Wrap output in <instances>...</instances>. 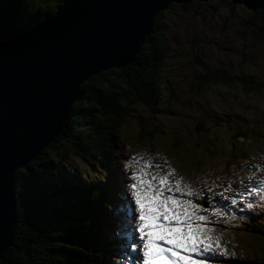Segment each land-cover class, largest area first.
I'll return each instance as SVG.
<instances>
[{"label": "trees", "instance_id": "trees-1", "mask_svg": "<svg viewBox=\"0 0 264 264\" xmlns=\"http://www.w3.org/2000/svg\"><path fill=\"white\" fill-rule=\"evenodd\" d=\"M221 1L233 8L234 4L228 0ZM59 2L0 0V26L33 25L46 18ZM205 2L169 3L153 18L132 62L100 70L78 84L77 98L56 136L25 167L13 173L16 223L12 243L1 254L0 264H114L113 247L122 238L116 236L118 220L114 213L121 194L114 180L113 164L114 158L120 156L121 144L134 151L128 142L133 140L136 146L142 145L135 149L139 152L152 151L156 137L162 140L159 147L168 141L169 150L183 144L168 127L154 131L139 124L136 129L125 131L121 125L129 121L126 117L132 106L153 110L157 103L155 72L169 46V40L163 35V14L173 9L197 13ZM244 9L246 17L240 26L249 32L247 36L253 43L262 42L264 46V9ZM232 80L222 69H215L198 74L189 88L190 92H196L204 85H230ZM259 87L264 88V82L243 89L247 92ZM233 137L241 138V142L248 140L246 133L239 130ZM183 145L193 151L187 144ZM197 152L201 160L207 158L202 150ZM72 154L100 168L101 177L92 182L79 180L77 176L67 177L63 163ZM195 165L198 167L201 162ZM233 228L249 236L251 241L264 240V213L256 219L240 221ZM254 258L246 260L247 264H264V257ZM235 259L240 260L239 256L235 257L232 264H239Z\"/></svg>", "mask_w": 264, "mask_h": 264}, {"label": "rangeland", "instance_id": "rangeland-1", "mask_svg": "<svg viewBox=\"0 0 264 264\" xmlns=\"http://www.w3.org/2000/svg\"><path fill=\"white\" fill-rule=\"evenodd\" d=\"M245 17L246 10L242 5L234 4L230 9L221 0H207L197 13L173 9L163 14V35L169 40V46L166 57L155 72L159 93L157 103L153 110L132 106L126 117L129 121L121 125L125 131L136 129L139 124L154 128V131L168 127L177 140L192 148L193 151L180 144L176 149L169 150L168 141H163L159 147L162 140L156 137L151 156L157 155L166 170L169 165L174 168L178 177H183L184 183L189 184L193 192L199 187L201 193L199 191L194 196L200 202V198L210 192L213 193V200L225 202L223 196L240 194L246 187L257 185L264 178V88L247 92L243 89L264 82V46L262 42L253 43L248 37L249 32L240 26ZM215 69H222L233 79L231 84L212 83L190 92L189 87L198 74L204 75ZM202 127L204 130L200 132ZM238 130L246 133L248 140L241 142V138H234ZM128 142L135 152H139L135 149L141 144L136 146L133 140ZM197 150H202L207 158L201 161ZM129 151L125 144H121L120 156L114 158V180L120 192L122 180H126L127 171L132 169L128 167L132 161L126 154ZM169 154L172 155L170 158ZM200 162L201 165L196 167L195 164ZM63 166L67 177L77 176L85 182L101 177L100 168L73 154L68 156ZM229 186L231 190L225 191ZM123 194L122 202L128 211L134 206V213H137L131 192L126 188ZM176 195L180 199H188L187 196ZM248 203H253V207L248 208ZM195 204L202 209L200 215L208 216L209 220L220 219L226 226L222 229L215 223L214 234L222 237L221 243L230 254L239 256L240 260H234L236 263L247 264L246 260L264 257L263 239L251 241L249 236L232 228L238 220L263 214L264 201L251 198L245 202L238 201L232 207L227 203L220 204L219 214L198 202ZM116 215L117 224H121L122 228L116 236L122 235L128 242L116 247L120 250L117 257L122 259L120 264H129L137 259L133 255L135 252L131 251L134 240L129 242L131 237L124 230L131 225V219L123 220L118 210ZM231 258L232 255L224 257L229 260L227 264L233 263ZM119 259L115 260L116 264Z\"/></svg>", "mask_w": 264, "mask_h": 264}, {"label": "water", "instance_id": "water-1", "mask_svg": "<svg viewBox=\"0 0 264 264\" xmlns=\"http://www.w3.org/2000/svg\"><path fill=\"white\" fill-rule=\"evenodd\" d=\"M187 1L60 0L33 25L0 26V257L16 223L14 171L56 136L80 82L132 62L153 18ZM228 1L264 9V0Z\"/></svg>", "mask_w": 264, "mask_h": 264}, {"label": "snow or ice", "instance_id": "snow-or-ice-1", "mask_svg": "<svg viewBox=\"0 0 264 264\" xmlns=\"http://www.w3.org/2000/svg\"><path fill=\"white\" fill-rule=\"evenodd\" d=\"M134 163L140 166L130 176L133 183L128 187L138 213L136 230L142 242L136 257L139 264H210V260L212 264H220L213 259L217 254L221 257L235 255L222 245V237L214 234L215 229L208 227L209 217L199 214L201 207L191 199L177 197L176 194L191 197L195 193L184 183L183 177L177 178L174 168L169 165L167 172H161V165H153L151 158L143 156L133 157L128 167L132 168ZM153 168L155 172L149 171ZM230 190L231 186L225 189ZM247 196L264 201V181L249 186L240 199ZM231 203L235 205L237 200ZM247 207L252 208L253 203H248ZM131 251L137 252L135 244Z\"/></svg>", "mask_w": 264, "mask_h": 264}, {"label": "bare ground", "instance_id": "bare-ground-1", "mask_svg": "<svg viewBox=\"0 0 264 264\" xmlns=\"http://www.w3.org/2000/svg\"><path fill=\"white\" fill-rule=\"evenodd\" d=\"M94 75V74H93ZM92 76V75H91ZM90 77V76H89Z\"/></svg>", "mask_w": 264, "mask_h": 264}]
</instances>
